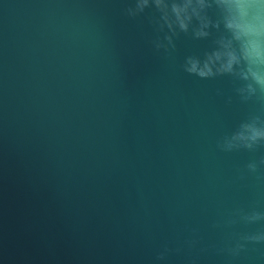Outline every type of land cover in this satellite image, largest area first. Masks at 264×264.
Segmentation results:
<instances>
[{
  "label": "water",
  "instance_id": "obj_1",
  "mask_svg": "<svg viewBox=\"0 0 264 264\" xmlns=\"http://www.w3.org/2000/svg\"><path fill=\"white\" fill-rule=\"evenodd\" d=\"M130 3L0 0V264H264L219 251L258 225L213 226L264 208V178H240L261 153L216 148L264 103L180 69L209 41L157 53Z\"/></svg>",
  "mask_w": 264,
  "mask_h": 264
},
{
  "label": "clouds",
  "instance_id": "obj_2",
  "mask_svg": "<svg viewBox=\"0 0 264 264\" xmlns=\"http://www.w3.org/2000/svg\"><path fill=\"white\" fill-rule=\"evenodd\" d=\"M124 14L132 19L146 16L155 34L150 43L157 53L173 55L182 36L209 41L206 47L185 55L180 69L200 80L228 77L233 95L241 103H264V0H131ZM217 95H223L222 91L218 89ZM232 99L228 96L227 103ZM216 148L222 153H261L244 165L240 178H264V110L249 113L217 139ZM238 224L258 227L234 233L219 249L231 258L240 256L249 245H264V208H235L213 226L232 228ZM198 243L195 235L185 241L189 248ZM170 251L165 246L157 261H165ZM188 264H198V258Z\"/></svg>",
  "mask_w": 264,
  "mask_h": 264
}]
</instances>
